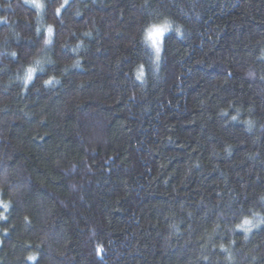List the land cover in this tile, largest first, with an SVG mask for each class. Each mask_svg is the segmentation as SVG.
<instances>
[{
    "label": "trees",
    "instance_id": "trees-1",
    "mask_svg": "<svg viewBox=\"0 0 264 264\" xmlns=\"http://www.w3.org/2000/svg\"><path fill=\"white\" fill-rule=\"evenodd\" d=\"M37 3L0 0V264H264V0Z\"/></svg>",
    "mask_w": 264,
    "mask_h": 264
},
{
    "label": "snow or ice",
    "instance_id": "snow-or-ice-1",
    "mask_svg": "<svg viewBox=\"0 0 264 264\" xmlns=\"http://www.w3.org/2000/svg\"><path fill=\"white\" fill-rule=\"evenodd\" d=\"M67 2V0H66ZM33 6L39 7L40 5L37 3V0H32ZM60 9H56V14L59 15ZM171 30V25L167 22L164 21L162 23L158 24H153L152 26L148 27L147 29V35H146V40L151 42V46L155 49V52L157 56H159L160 52L163 50V44L166 38V34ZM49 34L52 33V29H48ZM34 69H29L28 70V76L27 80L31 81L33 79L32 73L34 72ZM53 81L52 80H47V84H51ZM0 208H3L5 210L8 209V205L4 203H0ZM4 219H7L4 217ZM250 221H245V224H250ZM97 251L99 253H103V249L98 247ZM29 259H33L32 257H29Z\"/></svg>",
    "mask_w": 264,
    "mask_h": 264
},
{
    "label": "rangeland",
    "instance_id": "rangeland-1",
    "mask_svg": "<svg viewBox=\"0 0 264 264\" xmlns=\"http://www.w3.org/2000/svg\"><path fill=\"white\" fill-rule=\"evenodd\" d=\"M150 45H151V42L149 41Z\"/></svg>",
    "mask_w": 264,
    "mask_h": 264
}]
</instances>
